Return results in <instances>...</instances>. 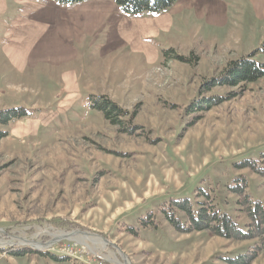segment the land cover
Wrapping results in <instances>:
<instances>
[{"label":"rangeland","instance_id":"1","mask_svg":"<svg viewBox=\"0 0 264 264\" xmlns=\"http://www.w3.org/2000/svg\"><path fill=\"white\" fill-rule=\"evenodd\" d=\"M205 2L147 39L157 58L131 47L100 56L105 36L84 35L87 55L20 68L2 48L28 33L24 5L0 0V112L15 114L0 125V264H228L257 243L179 234L159 211L203 191L244 230L227 190L239 176L264 201V179L236 168L264 152V78L213 87L233 62L264 64V0ZM169 49L185 61H167ZM97 96L127 112L123 124L91 107ZM202 100L216 105L194 111Z\"/></svg>","mask_w":264,"mask_h":264},{"label":"crops","instance_id":"2","mask_svg":"<svg viewBox=\"0 0 264 264\" xmlns=\"http://www.w3.org/2000/svg\"><path fill=\"white\" fill-rule=\"evenodd\" d=\"M18 1L24 5L23 21L29 27L28 33L23 36L14 35L13 40L2 49L20 68L36 61L55 64L60 59L69 62L79 53L87 55L86 46L76 48L77 42H81L84 35L91 36L94 41L105 36V41L99 45L97 52L100 56H109L119 48L131 47L132 51L145 53L148 59L157 58L158 50L151 48L147 39L166 35L178 24L183 13L187 12L186 18H189L190 12L195 8L198 12L207 9L206 0H178L172 8L161 14L129 17L111 0L86 1L67 8L58 6L51 0ZM40 21L43 24H39ZM71 21L74 22L72 28L68 26ZM54 22L55 29H52L50 25ZM19 23L21 24L20 19ZM105 23L109 26L103 29Z\"/></svg>","mask_w":264,"mask_h":264},{"label":"trees","instance_id":"3","mask_svg":"<svg viewBox=\"0 0 264 264\" xmlns=\"http://www.w3.org/2000/svg\"><path fill=\"white\" fill-rule=\"evenodd\" d=\"M43 1V0H34ZM63 6H71L94 0H53ZM120 11L130 17L141 15H157L168 11L178 0H111ZM167 61L185 60L174 54L172 49L163 52ZM188 62V61H186ZM264 78V64L257 63L253 55H249L230 64L223 78L213 87L236 86L239 83L252 84ZM210 91V89H206ZM91 107L102 113L104 119L111 125L123 124L122 119L127 112L105 96L91 97ZM220 100V99H219ZM217 100L219 103L222 101ZM217 103V104H219ZM216 104L202 100L195 104L194 111H206ZM8 112H0V125L8 124L15 116ZM20 115V114H17ZM2 135L0 136V138ZM237 169H248L253 174L264 179V152L257 159L243 161L236 166ZM230 194L236 197L238 212L246 219L245 229L241 230L238 224L226 213L221 212L209 194L200 191L196 198L203 197L201 202L189 199L169 200L160 212L163 219L179 234L193 232H207L212 236L233 241H256L253 248L235 259H228V264H250L257 254L264 251V201L253 200L248 194V183L244 176L234 178L227 186ZM150 224L155 225L153 214L149 213ZM32 252H12L10 256L20 257ZM40 256H46L44 254Z\"/></svg>","mask_w":264,"mask_h":264},{"label":"bare ground","instance_id":"4","mask_svg":"<svg viewBox=\"0 0 264 264\" xmlns=\"http://www.w3.org/2000/svg\"><path fill=\"white\" fill-rule=\"evenodd\" d=\"M63 236H67L66 234H63V233H58V234H53L52 235V237L53 238H61V237H63ZM78 237V236H77ZM73 238V237H72ZM85 240H86V238L85 239H78V241L79 242H81L82 244H84L85 245ZM31 245V244H30ZM31 246H34V247H36V248H41L42 246H40V245H31ZM115 262L117 263V264H121V263H119V262H117L116 260H115Z\"/></svg>","mask_w":264,"mask_h":264}]
</instances>
